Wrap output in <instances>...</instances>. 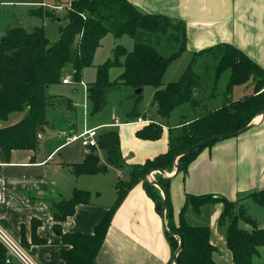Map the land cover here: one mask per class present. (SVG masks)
Listing matches in <instances>:
<instances>
[{
    "label": "trees",
    "instance_id": "obj_1",
    "mask_svg": "<svg viewBox=\"0 0 264 264\" xmlns=\"http://www.w3.org/2000/svg\"><path fill=\"white\" fill-rule=\"evenodd\" d=\"M42 9L45 10L40 6L29 14L39 17L55 16L54 10L43 12ZM66 14L68 24L61 28L58 43L50 44L43 27L32 30L13 27L0 36V122L8 121L13 113L25 114L20 121L0 128V162L8 161L15 150H38L42 136L46 137L53 131L57 117L64 122L76 119L73 101L66 98L54 99L47 95V89L51 85L63 84L68 73L72 74L76 82L81 83L84 70L94 66L95 52L108 34L117 38L129 35L135 40V47L128 52L118 45L114 50L115 60L98 67L96 81L87 86V97L93 114L104 107L106 92L120 84L133 89L153 87L158 115L166 120L177 107L188 102L194 105L197 103L196 94L200 86L197 73L188 69L180 81H164L172 61L187 49L185 21L144 12L129 0H75ZM149 33L168 35L167 46L172 47L174 52L165 56L160 48L143 42L144 36ZM195 55H211L216 59L215 83L226 71H230L228 95L224 103L208 109L193 120L182 121L181 134L172 135L166 154L134 167L129 182L117 183L118 199L108 217L96 227L94 234L73 233L63 236L64 242L72 246L62 254L67 264H97L96 259L111 225L112 214L136 182H143L157 211L162 214L164 197L147 180V175L153 170L172 172L175 160L182 152L210 137L237 133L264 111V69L245 52L230 44H219ZM121 57L124 58V72L118 80L111 81L109 68L113 63L120 64ZM250 81H254L253 93L233 100V88ZM162 133V124L151 122L138 132V136L141 139L158 140ZM215 142L180 157L179 173L187 175L199 153ZM98 143L99 149L106 155L107 163L101 162L97 149L93 147L86 159L73 167L77 176L104 173L109 166L120 168L124 165L120 136L116 130L100 134ZM157 181L167 192V226L171 231L179 233L184 240L183 248L177 256V264H218L214 260L216 246L211 241V229L208 226H192L184 218L189 206L200 212L204 205L216 202L223 203L219 224L226 225L227 246L233 254L235 264H253L259 249L264 247V228H260L256 220L247 213L244 204L240 203L243 199L231 201L213 194H187L177 223L170 198V179L160 175ZM245 199H251L264 208V189L249 193ZM89 201L88 191L76 189L71 199L55 202L52 213L58 221L65 220L73 215L78 204ZM241 223L249 228L241 226ZM167 238L174 257L180 247V239L170 234H167ZM6 259L7 250L0 243V264H7ZM173 261L174 258L169 264H173Z\"/></svg>",
    "mask_w": 264,
    "mask_h": 264
},
{
    "label": "crops",
    "instance_id": "obj_2",
    "mask_svg": "<svg viewBox=\"0 0 264 264\" xmlns=\"http://www.w3.org/2000/svg\"><path fill=\"white\" fill-rule=\"evenodd\" d=\"M129 1L142 11L153 14L182 18L184 21L201 18L203 23L188 24L187 50L198 53L219 44H230L245 52L264 69V0ZM238 89L235 86L231 92L233 100L253 93L242 94ZM85 92L87 97V86ZM225 99L214 108L221 106ZM24 115L22 113L9 125L20 121ZM140 118L144 122H139ZM58 119L54 122L53 131L46 137L42 136L38 150H15L8 161L0 162V224L39 264H67L62 254L72 246L64 242L63 236L73 233L92 235L96 227L108 217L118 199L117 183L108 176L111 170L117 171V178H126L122 182H129L134 167L166 154L170 144L168 135L171 128L163 123H160L163 127L162 137L146 140L141 139L138 132L156 121L146 116H137L130 122L116 119L105 126L115 128L120 136L124 165L120 168L109 166L104 173L77 176L73 167L82 163L92 148L82 145L85 149L80 153H73L70 159L63 156L64 161L55 162V155L61 152V148L73 144L67 143L66 136L78 134L75 119L73 122H59ZM190 120L193 118L180 120L177 125ZM252 124H255L254 127L247 132L219 140L200 152L190 165L188 174H183V179L182 173L175 175L176 170L165 171L166 174L152 171L155 180L160 175L170 179V198L177 223L187 194H213L236 201L242 194L264 189V119L257 116ZM100 134L98 132V137ZM97 151L101 162L106 164L104 151ZM80 179L82 182H79ZM76 189L90 193L89 203L78 204L73 215L58 221L52 213V206L63 199H71ZM220 203L208 204L214 206L211 226V241L216 246L214 260L218 264H235L226 237L222 256L218 250L217 232L214 229L223 211V203ZM185 215L186 212L184 218L187 221ZM262 257L264 247L259 249L253 264H259ZM173 258L162 214L157 211L143 182H136L113 212L96 262L169 264ZM11 264L21 263L13 259Z\"/></svg>",
    "mask_w": 264,
    "mask_h": 264
},
{
    "label": "rangeland",
    "instance_id": "obj_3",
    "mask_svg": "<svg viewBox=\"0 0 264 264\" xmlns=\"http://www.w3.org/2000/svg\"><path fill=\"white\" fill-rule=\"evenodd\" d=\"M67 2L68 0H0V33L13 27H24L27 30H32L34 26H39L43 27L45 35L50 44L58 43L61 39V28L66 27L68 24L66 10L55 11L56 13L54 17L46 15L43 17L31 16L29 13L30 9L36 8L38 3L46 4L45 10L42 9L43 12H46L47 10H50L49 5H65ZM172 18L176 17L172 16ZM178 19L183 20L182 18ZM202 21L203 20H201V18H197L196 20H185L187 28L189 23V26H191L195 23H203ZM167 40L168 35L154 33H149L143 38V42L155 45L156 47L160 48L161 52L165 56H170L174 52V49L167 46ZM118 45L125 48L128 52H131L135 47V40L129 35H124L119 38L115 37L113 34L106 35L103 38L101 45L95 52L94 66L84 70V73L81 77L82 85L86 87L94 83L97 79L98 67L107 62H113L115 60L114 50ZM123 61L124 58L121 57L119 61L120 64L113 63L114 65L109 68V79L111 81L118 80L123 74ZM216 66L217 61L214 57H211V55L196 56L195 52L193 53L187 49L182 52L178 58L172 61L164 76V81L166 83L180 81L185 71L191 69L199 75L200 86L198 93L196 94L197 103L194 105L188 102L177 107L168 120L162 119L158 115L157 107L154 104L153 99L154 88L151 86H146L143 89L140 99L135 98V89L124 84H120L112 89H109L106 92V103L104 107L102 110L94 114L91 111V103L86 97L85 87H83L81 83L76 82L70 73L67 75L73 79L71 84L64 85L61 83L51 85L47 89V95L54 97V99H70L76 104L77 107L74 110V114L76 118L75 121L77 123V135H80L84 131L90 130L94 127H97L98 132L103 134L109 130L115 129L113 127L108 128L105 126V124L114 123L116 119H118L120 122H130L135 120L137 116H146L153 121L163 123L164 125L171 128L172 134L170 133L168 136L172 138L173 136H180L181 134L183 126L180 124L179 126L177 125L180 120H187L191 118L194 119L198 116H201L205 111L211 109V107L214 108L216 105L220 104L222 100L228 95L230 71H226L221 76L220 80L215 83ZM253 85L254 81H250L248 84L238 86V92H243L242 94L252 93ZM21 114L22 113H13L10 115L8 121L0 122V127L9 125ZM57 121L60 122L62 120L58 119ZM61 149V152L55 155V162L64 161L62 158L63 156L66 157L65 159H70L73 153H80L83 149L82 139L76 140L73 142V144L64 146ZM177 162L179 161L175 160L172 172H175ZM69 171L71 172V169ZM108 176L115 180L114 183H119L121 180L126 179L124 177L117 178V171L115 170H111ZM147 177L148 181H150V179L153 180L152 175L148 174ZM181 178L183 179V174ZM81 180L82 179H80L79 182H82ZM246 196V194H242L240 196L241 198L238 200L243 199L240 203L244 204L247 213L254 220H256V222H258L260 228H264V208L257 205L251 199L244 200V197ZM213 207L214 206L208 204L204 205L200 212H197L192 207H189L185 210L187 221L192 226H208L210 229H212L211 226L214 221L212 219ZM241 226L249 228L244 223H241ZM226 230V225L221 226L218 223L215 225L214 231L217 232V245L219 254L221 256L223 255L222 247L224 246L223 244L225 242L224 239L226 237ZM259 262V264H264V257H262Z\"/></svg>",
    "mask_w": 264,
    "mask_h": 264
},
{
    "label": "built area",
    "instance_id": "obj_4",
    "mask_svg": "<svg viewBox=\"0 0 264 264\" xmlns=\"http://www.w3.org/2000/svg\"><path fill=\"white\" fill-rule=\"evenodd\" d=\"M75 0H68L67 4L61 5H49V8L54 11H69L72 8V4ZM46 4H43L45 6ZM72 78L67 76L63 79V84H71ZM82 83V82H81ZM139 122H144L143 119H138ZM119 124V122L117 123ZM82 139V145L86 148H98V132L97 129L86 130L80 135H67V143L75 142L76 140ZM0 243L7 250L6 263L11 264L13 259L18 260L21 264H39L34 258L5 230L0 224Z\"/></svg>",
    "mask_w": 264,
    "mask_h": 264
},
{
    "label": "water",
    "instance_id": "obj_5",
    "mask_svg": "<svg viewBox=\"0 0 264 264\" xmlns=\"http://www.w3.org/2000/svg\"><path fill=\"white\" fill-rule=\"evenodd\" d=\"M58 20H60V19H58ZM142 92H143V88H137V89H135V98L136 99H140L141 96H142ZM259 116H261V119H264V111ZM254 125L255 124H252L251 123L249 126L243 128L242 130H240V131H238L237 133H234V134H230V135H216V136L210 137V138H208L206 140H203L200 143L196 144L195 146H193V147L189 148L188 150H186V151L182 152L181 154H179L177 156L176 160L178 161L179 158L182 157L183 155H185V154H187L189 152L198 150V149L206 146L209 143H212V142H215V141H219V140H223V139H227V138H230V137H235V136L241 135V134L247 132L252 127H254ZM179 170H180V166L178 165V162H177L176 163V172H175V175L177 173H179ZM153 171H156V170H153ZM158 171H160L162 174H166L164 170H158ZM149 175H152V171L149 173ZM150 182L161 190L162 195L164 197V202H163V206H162V209H163L162 210V222H163V226H164L165 232L167 234H170V235L178 236L179 239H180V247H179V249L176 251V253L174 255V263L177 264V256H178L179 251L183 248L184 240H183V237L181 235H179V233L171 231L168 228V226H167V222H166V209H167V206H168V199H167V192H166L165 188L157 180H155L154 178Z\"/></svg>",
    "mask_w": 264,
    "mask_h": 264
}]
</instances>
